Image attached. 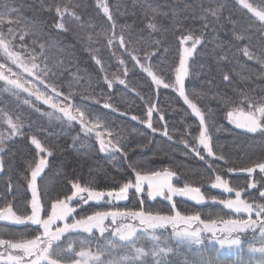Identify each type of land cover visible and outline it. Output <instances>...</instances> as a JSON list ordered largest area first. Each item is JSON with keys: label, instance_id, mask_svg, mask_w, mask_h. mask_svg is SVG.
<instances>
[{"label": "snow or ice", "instance_id": "obj_1", "mask_svg": "<svg viewBox=\"0 0 264 264\" xmlns=\"http://www.w3.org/2000/svg\"><path fill=\"white\" fill-rule=\"evenodd\" d=\"M235 2L252 13L264 28V9L253 7L247 0H235ZM133 4L143 9L147 23H143L139 28L123 25L117 32L115 16L126 14L127 5L121 0H117L111 6L108 0H97V8L102 10L107 21V27H100L97 32L96 27L84 20L76 11L79 4L74 0L47 5V10H54L56 16V23L50 30L23 14L24 7H34L33 4L25 5L18 3L17 0H0V58L4 60L0 62V81L4 82L3 91L15 96H19L22 92L28 93L29 97L35 96L37 100L62 114L57 116V119L69 124L78 123L86 137L94 133L101 152L110 155L113 159L116 154H120L127 160V152L120 143L123 132H117L112 127L113 122L108 121L107 114L102 111L119 112L111 102L117 86L122 87L125 94L135 92L136 96L145 103L146 119L141 120L133 115L131 116L133 121H139L152 133H156L161 130L153 126V115L159 113L158 120L164 122L161 134L169 141L173 140L158 103L154 102L148 93L141 95L136 88L129 87L126 79L129 71L126 60H130L134 62L133 67L139 66L141 72L150 78L149 91L152 85L157 91L160 88L171 89L190 109V113L185 112L182 119L191 115L198 123L193 132L184 133L191 135L192 142L189 143L187 139H183L182 142L184 148L194 153L201 161L209 157L213 160H222L225 164L229 162L213 150L211 131L215 126L212 123L213 109L207 106L201 107L199 103L200 98L207 97L209 93L218 106L222 105L230 109L226 112V117L236 128L252 134L259 132L264 136V96L256 98L250 95V91H241L237 93L241 97L238 102L227 93L212 89L197 91L195 87L186 85V81L198 74L190 65V60L197 52L198 46L207 49V54L217 64L222 61L230 62L228 52L231 48L223 40L218 36H213L212 40L205 39L209 34V28L212 29V33H216L218 29L225 27L222 23L225 4L221 0H196L192 4L168 8L166 11L152 0H133ZM45 6L43 3L40 4L41 8ZM157 16L169 19L173 27L166 28L157 21ZM69 17L80 28L89 29L86 37L74 33L76 39L85 44L87 49L91 50L94 43L103 42L109 49L122 51L121 57L117 58V66L123 68L124 78L114 72L110 74L111 57L102 59L92 55L101 74L96 77V85L101 89L99 97L96 89L92 87V77L79 71L72 74L69 89L79 86L83 89L82 92L74 94L70 90L65 93L58 87L60 77L68 71L74 57L70 50L60 46V42L52 37L51 32L64 34L72 31L65 22ZM189 19L193 24L199 21V27L193 25L185 27L183 21ZM228 23L231 24L229 44L251 39L247 35L251 29L240 30L231 17L228 18ZM167 31L180 33L177 38L179 59L178 64L168 69L169 72H174V77L169 75L165 78L166 66L162 61L158 62L162 41L153 37ZM260 42L259 49L250 43H245L243 48L236 49V52L242 53L247 60L260 65L259 72L249 70L246 76H242L244 80H252L255 76L264 77V35L260 37ZM209 44H214V47L208 49ZM53 50L56 52L55 56L51 55ZM163 51L167 52L168 49L164 47ZM236 52H232V60L237 64L222 74L223 83L231 84L235 67L243 68ZM112 56H116L115 51L112 52ZM9 61L19 71H14ZM104 86L109 93L106 100L102 95ZM75 95H80L83 101L94 100L95 105L101 106L102 110L94 113L87 103H74ZM24 103L28 104L29 100L25 99ZM241 104H246V110L240 106ZM47 115L51 117L53 113L49 112ZM0 120L10 129L7 136L0 133V173H4L6 141L22 136L24 125L19 117L14 120L7 113H0ZM187 128H192V125L188 124ZM30 140L37 156L28 163L27 171L24 173L27 190L31 194L30 199L25 197L20 200L13 190L11 180L6 186L7 191L4 196L0 197L4 200L3 206L0 207V222H3V227L8 229L0 231V264H214L206 260L202 253L199 259L190 258L187 254L199 251L204 243V233L211 234L220 248L232 249L241 245V234L248 232L259 236L260 247L252 246L250 252L259 254L257 264H264V202H257L264 200V177L259 182L252 179L257 170L264 174V150L250 162L249 166L227 169L229 173H246L248 177L246 188L256 189L258 196L249 193L247 198H242L245 188L230 184L222 173H217L213 165L208 164L214 176L208 178L210 188L219 190L222 194H234V198L212 197L211 203L222 205L235 216L233 218L220 216L212 219L210 214L208 219H202L200 214L183 215L176 210L174 200L175 197H180L190 199L197 204L207 203L209 198L201 191V187L188 183L176 186L173 179L177 177V172L168 168L145 170L142 162L134 160L128 161L127 164L134 178H126L125 182L116 187L98 190L94 186V181L83 185L79 181H70V194L52 198L38 181L43 180V174L49 167L48 157L52 156L53 150L42 144L34 135ZM130 194L140 197L146 195L153 201L158 197L163 198L171 202L174 214L145 210L144 199L141 198L139 210L127 208L121 210L113 207L110 210H98L77 218V210L82 205L90 203L112 205L114 202L128 201ZM8 195L12 196L15 204L7 201ZM46 196L49 198L45 199ZM106 221H110L113 227L110 231L111 238H107L103 245L97 243L93 249L91 239H78L81 233L95 238L98 232L100 237H104V234L109 232ZM14 226H22L23 230L17 231ZM169 229L171 232L165 239L164 233ZM181 252L185 253L182 258Z\"/></svg>", "mask_w": 264, "mask_h": 264}, {"label": "trees", "instance_id": "obj_2", "mask_svg": "<svg viewBox=\"0 0 264 264\" xmlns=\"http://www.w3.org/2000/svg\"><path fill=\"white\" fill-rule=\"evenodd\" d=\"M17 2L25 5L29 3L33 4L34 7L25 6L23 14L33 22L50 30L56 23V16L54 10H47V5L55 3L63 4L64 0H17ZM74 2L79 4L76 11L82 15L84 20L89 21L91 25L96 27L97 32L100 30V27H107L106 17L102 10L97 8V0H74ZM116 2L117 0H108L110 6ZM121 2L127 5L128 11L126 14L115 16L117 20V32L120 31L123 25L139 28L143 23H147V18L143 15V9L139 6H134L133 0H121ZM152 2L162 6L166 11L168 8L192 4L196 0H152ZM221 2L225 4L222 20L225 27L218 29L216 33H212V29L209 28V34L206 35L205 39L212 40L213 36H218L223 40L231 48V51L228 52L230 62L222 61L217 64L207 54V49L198 46L197 52L194 53L193 58L190 60L192 70L198 74L189 81H186V85L195 87L197 91L212 89L220 93H227L237 99L238 102L241 100V97L237 93L241 91H250V95L256 98L264 96V77L255 76L252 80L242 79V76H246L249 70L259 72L260 65L254 61L247 60L242 53L236 52L237 47L243 48L245 43L254 44L259 49L261 47L260 37L264 35V28L261 27V22L252 13L237 4L235 0H221ZM247 2L251 3L253 7L264 9V0H247ZM41 3L46 6L41 8ZM229 17L236 22L240 30L251 29L247 33L251 38L250 40L233 42L232 44L228 43L231 39V24L228 23ZM156 19L166 28L173 27L171 21L165 17L157 16ZM65 22L72 31L64 34L52 31L51 35L60 42L62 48L71 51L74 59L69 65L68 71L60 77L58 87L65 93L70 90L74 94L82 92L83 89L79 86L69 89V81L72 79V74L79 71L92 77V87L96 89L97 97H99L101 89L96 85V77L101 74L98 72L92 55H96L102 59L111 57L112 67L110 74L114 72L121 78H124L123 68L117 66V58L121 57L122 51L115 48L109 49L103 42L94 43L91 50L87 49L85 44L76 39L74 33L81 37H86L89 34V29L80 28L70 17L66 18ZM183 24L185 27L188 25L199 27V21L193 24V21L190 19L184 20ZM179 35V32L167 31L153 37V39H160L162 41L163 46L158 52V62L162 61L166 66L165 78L169 75L174 77V72H169L168 69L178 64L177 38ZM164 47L168 49L167 52L163 51ZM212 47H214V44L208 45V49ZM113 51L116 53L115 57L112 56ZM232 52H236L239 63L243 65V68L235 67V70L232 72L231 84H226L222 82V74L228 72L237 64L236 61L232 60ZM51 55H56L55 50H53ZM0 62H4V60L0 58ZM8 63L13 67L14 71H19L14 65H11L10 61ZM126 63L129 69L126 78L129 87L136 88L141 95L148 93L152 96L154 102L158 103L169 126V132L173 135V140L169 141L161 134L164 122L158 120L159 113H154L153 115V126L161 130L156 133H152L150 129L139 121L131 119L133 115L139 117L141 120L146 119L145 103L136 96L135 92L125 94L123 88L117 86L111 101L119 109V112L116 113L110 112V110H102L101 106L95 105L94 100L83 101L80 95H75L74 103H87L91 106L94 113L102 110L107 114V120L113 122L112 127L117 132H123L120 143L127 152V160L120 154H116L115 159H113L110 155L100 151V146L94 133L86 137L78 123L73 122L69 124L66 121L57 119L56 117L62 114L51 109L36 98L29 97L28 93L22 92L19 96H15L4 92V82L0 81V113H7L14 120L19 117L24 125V134L22 136H17L12 140L6 141L7 148L4 155L6 167L5 172L0 173V197L4 196L7 191L6 186L9 180H11L17 197L20 200H23L25 197L30 199L27 182L24 180V173L27 171L28 163L37 158L36 149L30 140L33 135L42 144L51 147L53 150L52 156L48 157L49 167L43 174V180L38 181L50 193L52 198L57 195L70 194V181H79L82 185L89 181H94V186L98 190H108L116 187L125 182L126 178H134L127 167L130 160L142 162L145 170H163L168 168L177 172V177L173 179V183L176 186H183L185 183L199 186L205 196L209 198V201H211L212 197L229 198L231 196L233 198V194H222L220 191L210 188V180L208 178H214L212 169L208 168V164L211 163L216 172L222 173L229 180L230 184L245 188L242 198H247L249 193L253 196H258L256 189L246 188L248 180L246 173H229L227 169L229 167L239 169L249 166L250 162L255 160L257 155L264 150V136L259 132L255 134L247 133L230 125L226 117V112L230 109L222 105L218 106L217 102L212 99L211 93H209L207 97H201L199 103L201 107L207 106L213 109L214 119L212 123L215 125L211 130L213 150L218 155L224 156L229 162L225 164L222 160H213L209 157H206L205 161H201L194 153L185 149L182 142L183 139H187L189 143L192 142L191 135H184V133L193 132L198 123L191 115L182 119L185 112L190 113L182 99L171 89L160 88L157 91L155 86L152 85L151 91H149L150 78L141 72L139 66L133 67L134 62L126 60ZM201 65L203 67H200ZM209 81L212 83H208ZM82 83L84 82L82 81ZM102 95L105 100L108 98L109 93L106 86L103 87ZM121 97H124V99H121ZM25 99L29 100L28 104L24 103ZM240 106L246 110V104H241ZM49 112L53 113L51 117L47 115ZM120 113H126V115H120ZM188 124H191L192 128H187ZM9 131L8 125L0 120V133L7 136ZM185 152L188 154L185 155ZM262 177H264V174L259 173L257 170L253 174L252 179L259 182ZM48 198L47 196L45 197V199ZM141 198L144 199L143 207L145 210L173 214L172 205L163 198H157L153 201L149 200L146 195L140 197L130 194L128 201L114 202L112 205L102 206L94 203L82 205L78 208L76 215L79 218L80 216L90 215L98 210H110L113 207L121 210L125 208L139 210ZM6 199L15 204L11 195H8ZM174 200L176 210L180 211L183 215L200 214L202 219H208L210 214L212 219H217L220 216L224 218H233L235 216V214L224 209L219 204L210 202L194 204L180 198H174ZM257 202H264V200ZM3 204L4 200L0 199V207ZM16 207H19V205H16ZM107 225L109 232H106L104 237H100L96 233L95 238H90L88 234L81 233L78 239H91L93 249L97 243L103 245L107 238H111L110 231L113 226L110 222ZM14 227L17 231L23 230L22 226ZM7 230L3 227V223H0V231ZM170 232L171 230L169 229L164 233L165 239L168 238ZM203 238L204 243L199 251L187 253L190 258L199 259L202 253L206 260H210L214 264H257L259 254L251 253L250 247H260L258 235L254 236L251 232L241 234V245L238 248L233 247L232 249H228L227 247L220 248V245L211 235L203 234ZM184 255L185 253L181 252L180 257L182 258Z\"/></svg>", "mask_w": 264, "mask_h": 264}, {"label": "rangeland", "instance_id": "obj_3", "mask_svg": "<svg viewBox=\"0 0 264 264\" xmlns=\"http://www.w3.org/2000/svg\"><path fill=\"white\" fill-rule=\"evenodd\" d=\"M188 46H190V44L188 45ZM33 98H35V96H32ZM42 102V101H41ZM43 103V102H42ZM186 106V105H185ZM187 107V106H186ZM189 111H190V109H189ZM228 122H229V120H228ZM229 124L230 125H232L234 128H236L235 127V125L234 124H232V123H230L229 122ZM236 129H238V128H236ZM239 130H241V131H244L243 129H239ZM95 135V134H94ZM98 141V140H97ZM99 143V142H98ZM100 146V145H99ZM219 191V190H218ZM29 193H30V191H29ZM31 195V194H30ZM234 195V194H233ZM158 198H160V197H158ZM175 198H180V197H175ZM234 198V197H233ZM180 199H184V200H187V201H190V202H192V203H194V204H197V203H195L194 201H192V200H190V199H187V198H180ZM167 201V200H166ZM210 203H211V201H209ZM168 203H170L171 204V202H169L168 201ZM228 210V209H227ZM228 211H230V210H228ZM231 212V211H230ZM174 214V213H173ZM234 214V213H233ZM110 222V221H109ZM108 221H106V224H108L109 223ZM0 223H3V222H0ZM110 224H111V222H110ZM113 226V225H112ZM171 230V229H170ZM98 233V232H97ZM99 234V233H98ZM204 234H208V235H211V234H209V233H204ZM245 234V233H244ZM217 235H220L219 233H217ZM213 238V237H212Z\"/></svg>", "mask_w": 264, "mask_h": 264}]
</instances>
